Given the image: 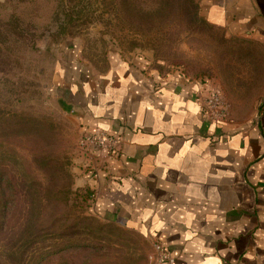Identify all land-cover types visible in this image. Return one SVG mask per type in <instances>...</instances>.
I'll use <instances>...</instances> for the list:
<instances>
[{
	"label": "crops",
	"instance_id": "1",
	"mask_svg": "<svg viewBox=\"0 0 264 264\" xmlns=\"http://www.w3.org/2000/svg\"><path fill=\"white\" fill-rule=\"evenodd\" d=\"M200 13L238 46L215 78L138 54L70 83L81 130L118 139L108 159L80 154L82 183L96 216L158 240L174 264H264V0H200ZM213 88L226 120L204 110Z\"/></svg>",
	"mask_w": 264,
	"mask_h": 264
},
{
	"label": "rangeland",
	"instance_id": "2",
	"mask_svg": "<svg viewBox=\"0 0 264 264\" xmlns=\"http://www.w3.org/2000/svg\"><path fill=\"white\" fill-rule=\"evenodd\" d=\"M235 45L206 24L200 0H0V170L32 204L21 222L19 208L9 213L0 264H145L148 242L91 210L69 85L138 54L215 78Z\"/></svg>",
	"mask_w": 264,
	"mask_h": 264
},
{
	"label": "built area",
	"instance_id": "3",
	"mask_svg": "<svg viewBox=\"0 0 264 264\" xmlns=\"http://www.w3.org/2000/svg\"><path fill=\"white\" fill-rule=\"evenodd\" d=\"M202 105L208 117L214 121H223L229 116L227 105L217 89L208 90L203 97ZM117 145L118 139L115 134L102 130H81L77 140L80 154L88 159L94 156L108 159ZM146 264H174V258L158 240H153L146 253Z\"/></svg>",
	"mask_w": 264,
	"mask_h": 264
},
{
	"label": "trees",
	"instance_id": "4",
	"mask_svg": "<svg viewBox=\"0 0 264 264\" xmlns=\"http://www.w3.org/2000/svg\"><path fill=\"white\" fill-rule=\"evenodd\" d=\"M37 162V161H35ZM15 179L7 170H0V232L4 229H7V222L9 223V217H11V210L20 209L19 219L20 222L25 220L27 214L31 211L32 204L31 202L25 201V191L22 192L23 186L18 184V188H15ZM85 190L87 192L89 186L85 185ZM91 190V189H90ZM93 196V192L87 193V198L90 199ZM18 222V219H15L14 223ZM19 222V223H20ZM35 234H30L26 237V242L32 243L35 239ZM39 257L44 258L48 255L49 251L46 250V246L40 247ZM146 264V260H145Z\"/></svg>",
	"mask_w": 264,
	"mask_h": 264
}]
</instances>
